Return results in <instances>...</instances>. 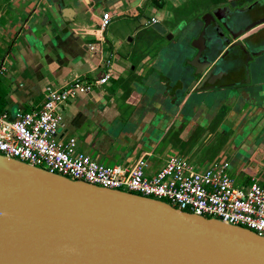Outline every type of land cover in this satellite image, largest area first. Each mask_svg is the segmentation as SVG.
<instances>
[{"label": "water", "instance_id": "obj_1", "mask_svg": "<svg viewBox=\"0 0 264 264\" xmlns=\"http://www.w3.org/2000/svg\"><path fill=\"white\" fill-rule=\"evenodd\" d=\"M49 5L40 7V19L24 31L34 44L46 43L50 34L75 32L76 19L63 15L70 7H63L62 0ZM224 9L206 13L202 27L187 20L169 26L158 21L150 24L153 35H137L149 46L143 49V64L147 58L159 59L142 75L145 99L166 101L167 110L182 105L185 111L199 104L213 108L242 97L245 90L243 99L254 111L250 115L264 120V81L251 80L248 72L247 81L232 83L236 49L230 52L231 45L221 55L238 36L231 20L243 27L242 35L264 19L252 23V13L238 9H228V18ZM248 48L246 43L242 50ZM0 264H264V236L0 153Z\"/></svg>", "mask_w": 264, "mask_h": 264}, {"label": "crops", "instance_id": "obj_2", "mask_svg": "<svg viewBox=\"0 0 264 264\" xmlns=\"http://www.w3.org/2000/svg\"><path fill=\"white\" fill-rule=\"evenodd\" d=\"M169 1L62 0L63 7H70L63 15L76 19L75 32L50 34L46 43L34 44L24 31L40 19V7L48 6L51 0H0V68L5 67L0 77V110L14 115L19 110L39 108L48 86L61 88L77 77L97 79L105 73V61L111 57L110 80L63 106L62 139L76 137L82 150L107 165L131 168L146 154L150 176L172 155L199 167L225 157L238 183L247 184L253 176L264 183V135L245 132L247 118L240 125L247 106L244 112L232 108L225 112L224 117H233L229 126L219 121L222 108L214 112L209 105L199 104L196 109L191 105L184 111L181 105L167 110L166 101L161 104L145 99L142 75L159 59L147 58L145 67L142 57L149 46L136 38L140 32L154 34L144 26L153 17L161 23L168 21L163 23L166 26L185 17L166 8ZM178 2L183 4L184 0ZM104 12H110L112 20L100 29ZM94 43L98 50L90 48ZM168 79L172 80L171 76ZM252 80L261 82L264 76L255 74ZM247 92L242 90L243 96L238 95L234 102L242 106Z\"/></svg>", "mask_w": 264, "mask_h": 264}, {"label": "built area", "instance_id": "obj_3", "mask_svg": "<svg viewBox=\"0 0 264 264\" xmlns=\"http://www.w3.org/2000/svg\"><path fill=\"white\" fill-rule=\"evenodd\" d=\"M111 20V13L104 12L100 29ZM157 22L153 17L149 23ZM90 48L99 47L94 43ZM112 64L111 57L106 59L105 73L92 81L77 77L61 88L48 86L39 108L19 110L14 115L0 110V153L72 180L165 201L177 209L218 218L264 236V183L253 176L249 183L240 186L230 172L231 162L225 157L199 167L189 159L172 155L150 176L146 171V154L131 168L107 165L82 150L76 137H60L65 119L63 106L107 83ZM4 71L1 66L0 77Z\"/></svg>", "mask_w": 264, "mask_h": 264}, {"label": "flooded vegetation", "instance_id": "obj_4", "mask_svg": "<svg viewBox=\"0 0 264 264\" xmlns=\"http://www.w3.org/2000/svg\"><path fill=\"white\" fill-rule=\"evenodd\" d=\"M191 0H184V3L187 7H189L187 4H191ZM193 1V0H192ZM196 1V0H195ZM198 1V8L195 9L194 13L192 12L190 15H184L185 17L181 21H186L188 24L190 22H200V27L203 26L202 20L204 18V15L209 12H213L216 8H222L228 7V9H238V11L249 13L253 15L252 23L261 21L264 19V0H197ZM190 2V3H189ZM187 3V4H186ZM227 10H223L222 14L225 15V17L230 16V13ZM210 24H215L214 19L209 18ZM231 22H234L232 25V29L234 30V34L238 35L237 38L233 41H231L229 44H226L221 52V55L225 53V51H229V47L233 45L230 52L234 51L233 56L237 58V62L235 63V74L233 77L228 79L232 83L236 82H245L248 80V72L250 75V78L252 80L253 76L257 73L264 76V22L257 24L254 28L250 29L248 32L244 34H240L243 29V27L240 28V26H237V23L233 20ZM149 23L148 25H150ZM222 32L225 31V28L221 25ZM220 31V34H222ZM216 33L212 31L211 35H215ZM218 34V33H217ZM240 34V35H239ZM218 36V35H216ZM229 36V35H228ZM247 45L250 46L248 50H242ZM240 45V46H239ZM228 49V50H227ZM220 57V56H219ZM227 60V58H226ZM250 70H248L247 67ZM262 68V70H261ZM263 71V72H262ZM250 110L248 111V116L250 118H253L250 115ZM254 119V118H253ZM260 135H264V128H262L261 131L258 132ZM257 134V135H258Z\"/></svg>", "mask_w": 264, "mask_h": 264}, {"label": "rangeland", "instance_id": "obj_5", "mask_svg": "<svg viewBox=\"0 0 264 264\" xmlns=\"http://www.w3.org/2000/svg\"><path fill=\"white\" fill-rule=\"evenodd\" d=\"M191 2V4L189 5V4H187L189 7H187L185 4H181V3H179L178 2V0H171V1H169L167 4H166V8H171L173 11H174V13L175 12H178L179 14H184L185 16L186 15H190L192 12L194 13V11H196L195 9H197L198 8V1L196 0H191L190 1ZM189 2V3H190ZM184 3V2H183ZM201 3H202V0H201ZM125 17H129V16H125ZM125 17H123L122 16V18H125ZM122 18H119V19H121V21H123L122 20ZM118 19V18H117ZM128 19V18H127ZM120 21V20H119ZM146 21V20H145ZM163 23L164 24H168V21H163ZM120 25L121 26H124V24L123 23H121L120 22ZM147 26V27H149L150 28V30L152 31L153 30V27H152V25L150 26H148V24H144V26ZM143 26V25H142ZM128 40H129V38H128ZM136 40H138L137 38H136ZM223 102V103H222ZM222 102H220V104H218V105H214V107H213V110H214V112H215V110H218V109H221L222 108V114H221V118H220V120L219 121H222V124L223 123H225V124H227V125H229V126H231V121H232V118L233 117H229V118H227V117H224V114H225V112H227L228 110H230L231 108L232 109H236L238 112L239 111H241V112H244L246 109H243L245 106H247V108H248V104H247V102H245V103H243L242 104V106L240 105V102L239 101H236V102H234V98L233 99H225L224 101H222ZM239 104V105H238ZM247 118V121L244 123V120ZM244 123V130H245V132H248V131H254V133H256V132H259V131H261L262 129H261V127L262 126H264V120L262 121V120H259L258 118L257 119H253V118H250L249 116H248V114H247V112H246V116H245V118L243 119V121L240 123V125L241 124H243ZM259 123V124H258ZM226 126V125H225ZM227 127V126H226ZM228 131H230V130H228ZM239 185L241 186L242 184L241 183H239Z\"/></svg>", "mask_w": 264, "mask_h": 264}]
</instances>
